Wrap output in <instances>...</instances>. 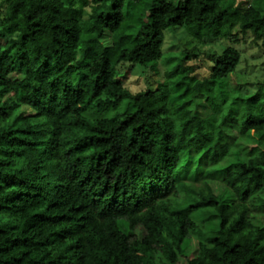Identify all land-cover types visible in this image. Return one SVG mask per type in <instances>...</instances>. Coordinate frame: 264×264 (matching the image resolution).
<instances>
[{
    "label": "trees",
    "instance_id": "1",
    "mask_svg": "<svg viewBox=\"0 0 264 264\" xmlns=\"http://www.w3.org/2000/svg\"><path fill=\"white\" fill-rule=\"evenodd\" d=\"M0 2V264H264V76L244 93L229 45L203 79L118 77L170 29L264 41V0Z\"/></svg>",
    "mask_w": 264,
    "mask_h": 264
},
{
    "label": "rangeland",
    "instance_id": "2",
    "mask_svg": "<svg viewBox=\"0 0 264 264\" xmlns=\"http://www.w3.org/2000/svg\"><path fill=\"white\" fill-rule=\"evenodd\" d=\"M241 6H248L254 0H238ZM6 5L0 2V12L5 11ZM184 28L170 29L165 33L163 44L164 57L155 68L151 65L143 67L130 63L121 64L118 67V77L124 86L132 93L145 91L147 89L157 90L166 83L165 72L171 69L176 60L169 59L176 55L188 54L190 59L186 65L194 67V75L200 79L208 77L211 63L216 55L220 54L226 47L233 45L240 49L242 60L238 70L247 75L248 84L242 88L244 93L254 92L258 83L264 76V41L255 40L253 35L236 34V37L229 39L204 38L202 40L190 36ZM238 32V31H236ZM106 37L105 44H109ZM238 84V83H237ZM199 113L204 116L206 105L203 99H199ZM128 101H124L119 107L110 109L104 116L112 117L127 109ZM237 137L236 134L229 137L230 140ZM223 187L217 183L213 185V191L222 193ZM197 251V243L191 242L187 255L192 257Z\"/></svg>",
    "mask_w": 264,
    "mask_h": 264
}]
</instances>
